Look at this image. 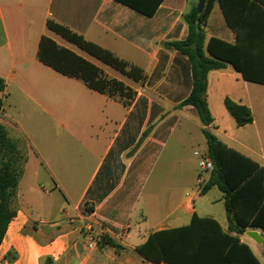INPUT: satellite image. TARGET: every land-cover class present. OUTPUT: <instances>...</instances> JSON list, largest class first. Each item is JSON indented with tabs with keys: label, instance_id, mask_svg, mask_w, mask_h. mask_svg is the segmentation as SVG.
I'll return each mask as SVG.
<instances>
[{
	"label": "crops",
	"instance_id": "crops-1",
	"mask_svg": "<svg viewBox=\"0 0 264 264\" xmlns=\"http://www.w3.org/2000/svg\"><path fill=\"white\" fill-rule=\"evenodd\" d=\"M128 1L150 15L118 0H0V123L28 141L0 264H42L46 256L53 264H169L135 248L153 231L187 225L193 213L227 226L221 193L205 198L215 187L197 189L208 176L193 153L204 154L202 125L191 106H178L191 89L189 60L164 46L185 38L183 15L197 0ZM47 20L139 67L144 79L128 83L134 94L109 97L42 63V35L100 62L56 38ZM204 32L205 42L235 45L255 73L246 80L230 63L207 72L208 127L264 167V0H212ZM225 97L248 106L251 122L236 125ZM196 199L208 202L202 213ZM86 220L102 224L107 238L92 250L81 235ZM247 230L238 238L264 264V234L255 229L257 242Z\"/></svg>",
	"mask_w": 264,
	"mask_h": 264
},
{
	"label": "trees",
	"instance_id": "trees-1",
	"mask_svg": "<svg viewBox=\"0 0 264 264\" xmlns=\"http://www.w3.org/2000/svg\"><path fill=\"white\" fill-rule=\"evenodd\" d=\"M118 1L145 14L150 15L152 11L136 8L128 0ZM211 1H205L200 14H197L195 6H192L183 15L187 25L185 38L166 41L164 46L186 55L189 60L191 89L178 106H191L202 125L204 154L211 161L212 168L201 184L199 194H204L212 187L221 193L227 226L223 229L215 219L199 217L193 213L185 226L151 232L135 251L143 258L156 263L261 264L248 245L239 240L238 235L246 229L256 228L261 229L264 234V167L226 145L211 132L208 126L213 118L206 101L208 71L224 68L226 63H230L246 80L255 81V73L248 70L246 61L239 55L235 45L213 37L205 42L204 25ZM46 27L132 81L144 79L145 75L139 67L84 39L67 26L47 20ZM37 57L57 72L79 78L90 89L109 97L121 99L134 94V90L122 80L108 77L98 65L57 44L48 36L40 37ZM2 89L3 80L0 78V90ZM223 103L236 125L242 126L251 122L252 113L248 106L228 97L223 99ZM25 161V150L19 147L8 135L5 125L0 123V243L8 222L15 214L17 183ZM83 210L86 213L92 211L91 208ZM104 240L107 238L103 237L102 242ZM110 243L115 245L113 242ZM42 264H53V261L51 257L46 256Z\"/></svg>",
	"mask_w": 264,
	"mask_h": 264
},
{
	"label": "rangeland",
	"instance_id": "rangeland-1",
	"mask_svg": "<svg viewBox=\"0 0 264 264\" xmlns=\"http://www.w3.org/2000/svg\"><path fill=\"white\" fill-rule=\"evenodd\" d=\"M54 36L56 37V38H59L60 39V36L59 35H55L54 34ZM66 42V41H65ZM73 48L75 49V50H79V49H77L75 46H73ZM95 63L96 64H98L99 65V67L102 69V71L108 76V77H115V78H117V79H120V80H122L123 82H124V84H126L127 86H129L128 85V83H131L132 82V80L131 79H129V78H127L126 76H123L122 74H120L119 72H117L116 70H114V69H112V68H110V67H108V66H106V65H104V64H102V63H100V62H97V61H95ZM81 84V83H80ZM130 87V86H129ZM8 123L10 124V125H13V123L11 122V120L9 121L8 120ZM7 132H8V135L12 138V139H14L17 143H18V145H19V147H21L22 149H24V150H26L27 149V145H28V141H27V138H26V136L23 134V133H19L17 130H15V129H13V127L12 126H8V128H7ZM204 140V139H203ZM200 187H201V182L200 183H198V186H197V189L199 190L200 189ZM216 194H220V192L216 189V188H212L209 192H208V194L206 195V197L205 198H212L214 195H216ZM201 200V199H200ZM199 199H196V201H197V205H198V211L200 212V213H202L203 212V210H202V208H203V204L205 205V204H207L208 202L205 200V201H200ZM213 208L216 210V209H218V211H221L222 210V206L218 203V205H215V206H213Z\"/></svg>",
	"mask_w": 264,
	"mask_h": 264
},
{
	"label": "built area",
	"instance_id": "built-area-1",
	"mask_svg": "<svg viewBox=\"0 0 264 264\" xmlns=\"http://www.w3.org/2000/svg\"><path fill=\"white\" fill-rule=\"evenodd\" d=\"M193 153L197 157L198 167L204 172H209L212 168L209 158L198 151H194ZM81 235L85 246L92 250L97 248L102 242V239L105 236V231L102 224H97L93 220H86L82 224Z\"/></svg>",
	"mask_w": 264,
	"mask_h": 264
},
{
	"label": "water",
	"instance_id": "water-1",
	"mask_svg": "<svg viewBox=\"0 0 264 264\" xmlns=\"http://www.w3.org/2000/svg\"><path fill=\"white\" fill-rule=\"evenodd\" d=\"M206 0H197L196 5H195V9L197 14H200L204 4H205ZM247 235L250 236L252 239H254L257 242L261 241V237H259V235L256 233L255 229H251V230H247L246 231Z\"/></svg>",
	"mask_w": 264,
	"mask_h": 264
}]
</instances>
